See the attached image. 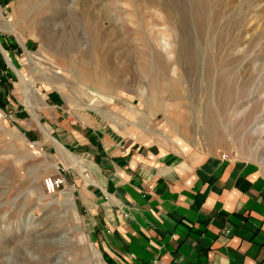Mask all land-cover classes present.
Instances as JSON below:
<instances>
[{
    "label": "rangeland",
    "instance_id": "rangeland-1",
    "mask_svg": "<svg viewBox=\"0 0 264 264\" xmlns=\"http://www.w3.org/2000/svg\"><path fill=\"white\" fill-rule=\"evenodd\" d=\"M0 70V264H112L68 121L264 173V0H0Z\"/></svg>",
    "mask_w": 264,
    "mask_h": 264
},
{
    "label": "crops",
    "instance_id": "crops-1",
    "mask_svg": "<svg viewBox=\"0 0 264 264\" xmlns=\"http://www.w3.org/2000/svg\"><path fill=\"white\" fill-rule=\"evenodd\" d=\"M81 122L83 132L63 123L62 140L91 146L92 181L79 200L93 202L112 264H264L259 165L218 151H166L148 139L111 142Z\"/></svg>",
    "mask_w": 264,
    "mask_h": 264
},
{
    "label": "built area",
    "instance_id": "built-area-1",
    "mask_svg": "<svg viewBox=\"0 0 264 264\" xmlns=\"http://www.w3.org/2000/svg\"><path fill=\"white\" fill-rule=\"evenodd\" d=\"M1 77H2V71L0 70V80H1ZM48 183H49V185L53 188L54 185H58V184L60 183V181L55 182V181H53L52 179H49V180H48Z\"/></svg>",
    "mask_w": 264,
    "mask_h": 264
},
{
    "label": "bare ground",
    "instance_id": "bare-ground-1",
    "mask_svg": "<svg viewBox=\"0 0 264 264\" xmlns=\"http://www.w3.org/2000/svg\"><path fill=\"white\" fill-rule=\"evenodd\" d=\"M6 57H7V56H6ZM6 60L9 62V59H8V58H6ZM79 82H80V81H79ZM220 115H221V114H220ZM220 119H221V118H220ZM211 134H212V133H211ZM211 134H210V135H211Z\"/></svg>",
    "mask_w": 264,
    "mask_h": 264
},
{
    "label": "trees",
    "instance_id": "trees-1",
    "mask_svg": "<svg viewBox=\"0 0 264 264\" xmlns=\"http://www.w3.org/2000/svg\"><path fill=\"white\" fill-rule=\"evenodd\" d=\"M2 82V77H1V80H0V83Z\"/></svg>",
    "mask_w": 264,
    "mask_h": 264
}]
</instances>
